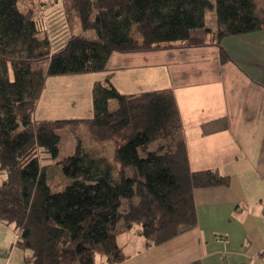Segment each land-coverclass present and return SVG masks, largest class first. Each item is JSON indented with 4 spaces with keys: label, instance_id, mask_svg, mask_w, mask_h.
I'll return each mask as SVG.
<instances>
[{
    "label": "trees",
    "instance_id": "obj_1",
    "mask_svg": "<svg viewBox=\"0 0 264 264\" xmlns=\"http://www.w3.org/2000/svg\"><path fill=\"white\" fill-rule=\"evenodd\" d=\"M22 1L0 0V222L14 226L15 246L29 253L25 264H96L98 257L121 264L124 233L137 229L159 246L195 228L193 193L226 188L230 178L190 170L171 90L124 95L99 81L91 118L38 121L33 114L48 78L102 73L113 53L220 47L264 31L257 0H61L68 36L58 48L43 25V3L24 12ZM209 10L214 29L206 27ZM88 32L96 39L80 34ZM43 61L45 71L33 70ZM83 126L94 144L112 146L111 156L86 149L77 133ZM64 130L74 150L59 160ZM39 154L52 164L42 166ZM52 165L62 172L59 192L49 186Z\"/></svg>",
    "mask_w": 264,
    "mask_h": 264
},
{
    "label": "crops",
    "instance_id": "obj_2",
    "mask_svg": "<svg viewBox=\"0 0 264 264\" xmlns=\"http://www.w3.org/2000/svg\"><path fill=\"white\" fill-rule=\"evenodd\" d=\"M99 81L124 95L171 90L190 170L230 178L226 188L193 193L196 226L176 238L154 246L133 229L120 246L125 233L118 236L121 264H264V31L226 38L220 47L113 53L102 73L48 78L33 120H68L62 110L79 102L81 84ZM15 240L0 222V264H22Z\"/></svg>",
    "mask_w": 264,
    "mask_h": 264
},
{
    "label": "rangeland",
    "instance_id": "obj_3",
    "mask_svg": "<svg viewBox=\"0 0 264 264\" xmlns=\"http://www.w3.org/2000/svg\"><path fill=\"white\" fill-rule=\"evenodd\" d=\"M213 4L214 0H210ZM43 3V6L45 7V13L43 18V25L49 32V35L52 39V48H58L60 47L63 42L66 40L68 33H67V27L65 24V21L63 19V10H64V3L61 0H23L21 3V9L22 11L26 12L30 9L31 6ZM257 11L259 14L264 16V0H257ZM216 26L215 19H214V11L209 10L206 13V27L209 29H214ZM199 32V31H198ZM195 33V32H194ZM82 37H84L87 40H95L96 37L94 33L88 32V33H80ZM48 66L47 61L34 63L32 68L33 70H43L45 71ZM10 78L12 79L11 72L9 73ZM73 77V76H70ZM82 88L79 93L78 100L79 102L71 101L67 103L68 108L66 110H62L61 116H68V120L70 118H74L75 116H78L79 118H85L89 119L92 117V99H91V85L87 86L85 84H81ZM67 97H69L67 95ZM72 99V98H71ZM76 104H79V109L77 112H75L73 109H75ZM117 105L115 101H111L109 105V110L114 111L116 109ZM73 116V117H72ZM78 136L82 140V144L85 145L86 149L88 150H95V149H101L104 150V154L106 156H111L112 153V146L110 144L106 145L105 147L101 145H96L92 142V138L88 131L86 130V127H77ZM60 136V144H59V152H58V159L66 158L70 155H72L74 150L73 145V135L69 133L68 131H61L59 133ZM41 157V165L46 164H52V161L48 158L45 160H42L46 157L44 154H39ZM48 178H49V186L52 189V192H59L61 191L64 186L60 185L63 181V176L61 169L58 166L52 165L48 170ZM14 229V226H10V230ZM135 231H130L124 234V237L119 238V244L122 246L124 243V238L128 236H135ZM20 251V252H18ZM19 253V254H18ZM6 254V253H5ZM27 256H29L28 252H23L21 250H17V257L18 261L22 264H25V261L27 259ZM25 259V260H24ZM100 257L97 258L96 264H100Z\"/></svg>",
    "mask_w": 264,
    "mask_h": 264
}]
</instances>
